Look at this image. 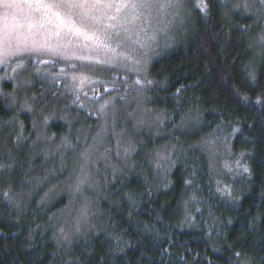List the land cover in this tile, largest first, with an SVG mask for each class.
<instances>
[{
  "label": "trees",
  "instance_id": "16d2710c",
  "mask_svg": "<svg viewBox=\"0 0 264 264\" xmlns=\"http://www.w3.org/2000/svg\"><path fill=\"white\" fill-rule=\"evenodd\" d=\"M209 2L211 12L204 17L193 9L195 0H186L190 14L183 22L174 20L172 33L160 43L148 71L154 82L147 89L149 106L168 117L167 129L178 125L182 116L197 117V125L165 139L143 135L133 168L109 186V201L99 207L104 225L98 223L94 234H84L67 248L57 243L52 224L64 207L62 201L38 206L33 197L16 207L27 191L25 182L22 192L15 193L13 181H0V194L11 188L13 197L0 195V264H236V251L249 264H264V51L250 47L264 25L231 11L233 0ZM165 20L172 19L157 18L163 24ZM33 64V69L47 65L74 72L62 61ZM252 68L255 81L248 77ZM8 85L4 84L6 90ZM177 88L182 89L178 99ZM16 117L25 122L24 130L34 122L25 114ZM12 118L13 112L0 103L1 139L9 129L14 136L15 126L8 123ZM62 125L52 124L49 133L63 134L68 124ZM234 128L240 131L232 132ZM219 131L233 133L232 151L243 154L251 169L250 176L243 174L231 184L234 200L216 191L209 161L197 148ZM162 144L174 145L181 157L163 188L153 163ZM7 164L23 178L30 177L32 167L39 176L44 174L37 171L44 159L31 162L22 157L21 165ZM189 178L191 186L184 183Z\"/></svg>",
  "mask_w": 264,
  "mask_h": 264
},
{
  "label": "rangeland",
  "instance_id": "374dc122",
  "mask_svg": "<svg viewBox=\"0 0 264 264\" xmlns=\"http://www.w3.org/2000/svg\"><path fill=\"white\" fill-rule=\"evenodd\" d=\"M15 11L17 10H9L10 13ZM2 12L3 9L0 8V13ZM18 14L21 15L22 22H25L22 14ZM167 20L163 24L157 21V18H154L151 24H144V27L149 28L150 32L155 31L157 33V40L150 42L149 47L140 48L136 44L125 42L118 49V52H123L124 55L139 60V64L134 65L128 60H122L120 63L126 67L111 68L110 66H105L104 70L100 72L94 71V69L102 67V64L97 62L109 61L111 59L110 52L94 48L90 41H86L83 38L65 35L63 32L57 35L60 30L54 26L55 22L52 24L45 23L39 17V14H36L34 22H30L33 23L31 28L27 26L29 22H26L24 27L16 29L15 35L12 37V45L27 46L28 50L22 53V60L13 57L11 67H15L17 62H23L27 70L20 71V74L16 77L17 81H31V83L22 85V90L15 91L17 97L15 105L9 106L11 104L10 99L0 96V103L13 112V117L15 118H12V120H14L13 125L16 129L13 133L14 136H12L9 129V131H6L5 138H0V143H2L0 145V164L5 165V168L0 170V181L6 179L13 181L15 193L22 192V185L25 182L24 185L28 187L27 191L21 196L20 201L18 200L16 207H19L20 203H22L21 207L25 206L33 197H37L38 206L51 205L54 202L62 201L64 207L59 211L52 224L55 227L54 237L57 243L63 247H70L75 241L82 240L86 233L94 234L98 223L99 225L101 223L104 225L101 220L105 215L102 214V211H99V207L102 203L109 201L107 194L109 186L127 177L133 168V158L139 145L143 143V135L154 139H165L176 133L186 132L198 123L197 117L190 116L168 130L167 127L170 121L166 115L151 109L149 103L147 108L151 109V112H145L142 108L137 107L136 100L148 97L147 89L150 86L137 92L136 89L140 86L135 84V80L141 79L144 83L150 80L148 71L151 59L157 53L160 43L167 37V34L172 33L174 26V20L166 23ZM4 37L3 23L0 22V48L3 47ZM58 42H62L67 46L70 55L83 56L86 59L73 58L63 60L55 55L48 54L43 48L39 52L32 51L33 45L41 46ZM116 42L114 39L111 43L114 45ZM255 47L259 53L264 51L258 45ZM37 60L62 61L69 65L68 67L72 68L74 72L63 70V73H61L60 68L59 72L54 71V66L53 68L47 65L37 66L36 68H40L50 74L47 79H38L36 77V68L33 69V66H28L29 63L33 64L32 61H34L33 65L36 66ZM73 65L76 67L73 68ZM129 68L137 70L128 71ZM5 74L15 75L10 69L7 72L0 71V77ZM73 75L78 77L88 76L91 80H116L118 93L113 94L126 95L128 103L117 99L114 102L116 105L115 109L109 105L106 110L108 116L105 125V121L98 119L95 113L99 104L109 94L105 93L99 100H96L93 98L92 89L99 87V85H93L86 80L84 91L88 95L84 96L83 93L81 94V101L84 103L85 109L77 107L72 103L73 97L69 88L72 83L71 76ZM53 77L56 78L55 83H53ZM66 77L68 78L67 80L65 79ZM125 80L127 83H122ZM6 83L9 84L11 82L0 81V91L13 93L14 87H9L10 90H6L4 86ZM37 85L41 87L38 93H35L34 88ZM107 86L112 87L111 84ZM26 99L32 111L22 108V104ZM89 112L93 114L89 115ZM21 114L29 116L35 122V127L33 122L28 130H24L25 122L23 121V123L16 117ZM157 115L160 116L159 121L155 119ZM45 116L49 117L46 126L43 124ZM141 119L144 120V124L138 125L137 121ZM58 123L61 125L64 123L68 124L67 129L61 135H51L49 127ZM20 125H23L22 129ZM7 127H9L8 123L4 130H8ZM164 127H166V131L163 132ZM230 133L219 131L205 140H215V144L207 145L203 141L197 147L198 151L204 153L209 161L212 180L216 185L219 183L221 187L225 184L237 183L243 176V174H239L235 162L237 160H240L241 164H245V162L241 155L232 151L233 133L232 135ZM21 134L23 140L17 143L16 137ZM0 135H3V130L1 129ZM63 137L68 138L73 145L72 148L65 149L62 147ZM9 142H12V145H8ZM26 143L28 144L26 145ZM128 146H132L133 150L129 156L123 157V150ZM175 148L174 145H160L154 152L153 163L159 160L160 157L166 158L160 161L167 169L166 174L164 171L155 168L161 188L168 182L170 173L180 162L181 157ZM117 152L120 153V157H123V159L117 156ZM82 153L88 154L86 160ZM22 157L28 158L31 162L44 159L43 168L37 169V171H43V176H39L40 174L38 175L32 167L28 172L30 177L23 178L21 173H17V170L15 171L12 165L8 167L9 164L7 162L10 161L13 165H21ZM226 162L233 168L232 172H229L224 167ZM81 167L88 174V179L82 185L81 191L76 192L71 185L76 177L80 175ZM114 168H119L120 171L114 173ZM17 180L20 184L19 188L16 186ZM85 204L88 205V218L87 222L82 224L81 232L73 234L68 241L63 240L59 235V227L70 228L71 224L75 222L74 218L77 216L79 209Z\"/></svg>",
  "mask_w": 264,
  "mask_h": 264
},
{
  "label": "snow or ice",
  "instance_id": "6c2138e0",
  "mask_svg": "<svg viewBox=\"0 0 264 264\" xmlns=\"http://www.w3.org/2000/svg\"><path fill=\"white\" fill-rule=\"evenodd\" d=\"M193 9L198 11L202 16L207 17L210 15V2L209 0H195L193 4ZM227 7V5H226ZM0 8L3 12L0 13V22L3 23V31L5 34L3 47L0 48V71L11 70L15 75H7L0 77V81H9V87H14L13 93H5L0 91V96L8 97L11 101L9 106L15 105L17 102V97L15 91L22 90V85H27L31 81H17V75L20 74L21 70L26 71L27 68L23 62L15 63V67H11L13 63L12 58L22 60V53L27 51V46L12 45L11 40L15 35L16 29L27 26L31 28L36 20V14L43 19L45 23L52 24L59 29L57 35L63 32L65 35H72L77 38H83L86 41H90L91 45L96 49H104L106 52L111 53V59L107 62H97L101 63L102 67L94 69L96 72L104 70L105 66H110L111 68L116 67H126L121 64L120 61L128 60L131 63L139 64V60H135L131 56L124 55L123 52H118L125 42H130L136 44L140 48H147L150 46V42L157 40V33L155 31L149 30V28L144 27L145 23L151 24L154 18L158 17H171L172 20L177 18L183 19L185 16L189 15V8L186 0H0ZM10 9L17 10L15 12H9ZM230 10L233 12H243L244 14L254 17V23L257 25H264V0H233ZM21 13V15L18 14ZM171 21H169L170 23ZM41 26H43L41 24ZM167 27V25H165ZM247 32V30H245ZM117 41L114 45L111 43L113 40ZM259 46L264 50V27H260V30L252 37V44L250 47ZM170 46V45H166ZM43 48L48 54L55 55L63 60L69 59H79L85 60L83 56H73L68 52L67 46L58 42L56 44L32 46L33 52H39ZM44 63H50L49 61H44ZM29 67L31 64L29 63ZM73 68L76 66L73 65ZM135 68H129L128 71H136ZM63 73V69H61ZM111 74V73H109ZM49 73L44 72L40 68H36V77L38 79H47ZM248 77L250 80L255 81L256 73L254 68L248 71ZM53 83H55L56 78L53 77ZM68 79L67 77L65 78ZM90 81L93 85H99V87H94L92 89L93 98L99 100L101 96L108 93L109 96L99 104L96 110V116L98 119L104 120L105 125L107 123L109 105L115 109V101L118 99L121 102L128 103L126 95H114L113 93H118L116 88V80H91L88 76H71V85H69L71 96L73 97L72 103L81 109H85L84 103L81 101V94L87 96L88 93L84 91L85 81ZM126 84L127 81H122ZM111 84L112 87L107 85ZM135 84L140 86L136 89L137 92L144 90L145 88L154 84L152 80H147L146 83L142 82L141 79H136ZM182 89L177 88L175 97L178 99ZM35 99V98H33ZM242 100L247 101L248 97H241ZM261 99H257L256 103H261ZM137 107L142 108L145 112H151V109L147 108L149 103V98L145 97L143 99L136 100ZM22 108L27 111H32L31 106L27 103V99L22 104ZM89 112V115H92ZM156 120H160V116L155 117ZM185 117H181L183 122ZM49 121V117L45 116L43 118V124L46 126ZM9 124L14 123V120L8 121ZM138 125L144 124V120H138ZM35 127V124L33 125ZM23 128V125H20ZM239 128L232 129V132H239ZM218 139V137H217ZM17 143L23 140V136L18 135L16 137ZM62 147L65 149L72 148L73 145L68 140L67 137L62 138ZM205 144L212 145L215 144V140L205 141ZM133 150L132 146L125 147L123 150V157H127L131 154ZM87 153H82V156L87 159ZM159 155V154H157ZM117 156L120 157V153L117 152ZM123 157H120L123 159ZM243 157V154H241ZM165 157H160L159 160L154 162V166L157 170H162L165 172L167 169L160 162L165 160ZM170 159V158H168ZM236 167L239 170V174L251 175V169L246 164H241L240 160H237ZM11 167V165H8ZM224 167L232 172L233 168L226 162ZM5 165L0 164V170H3ZM120 171L119 168H114V173ZM88 179V174L85 172L84 168L81 167L80 175L76 177L74 183L71 187L76 192L81 191L82 185L86 183ZM185 185L191 186L193 180L191 178L184 181ZM12 189L9 188L4 191L2 195L5 199L11 200L13 197L10 195ZM216 191L222 197H228L231 199H236L231 185L225 184L223 187L218 183ZM197 199L196 195L193 194L191 201L195 202ZM200 211L199 207L196 209ZM71 215V213H69ZM88 218V205L85 204L78 211L77 216L74 218L75 222L71 224L70 228H65L63 226L59 227L60 237L68 241L73 234H78L81 232V226L83 223L87 222ZM231 223V221H229ZM236 256V264H249L247 260L244 259L243 253L236 251L234 253Z\"/></svg>",
  "mask_w": 264,
  "mask_h": 264
}]
</instances>
